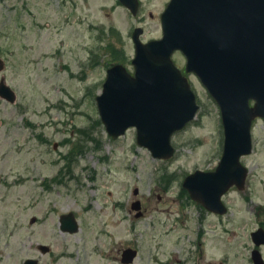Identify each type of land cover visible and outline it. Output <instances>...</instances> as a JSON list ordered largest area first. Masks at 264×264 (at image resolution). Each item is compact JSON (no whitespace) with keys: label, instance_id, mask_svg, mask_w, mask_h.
<instances>
[{"label":"rangeland","instance_id":"1","mask_svg":"<svg viewBox=\"0 0 264 264\" xmlns=\"http://www.w3.org/2000/svg\"><path fill=\"white\" fill-rule=\"evenodd\" d=\"M141 1L136 18L117 0H0V80L16 94L0 97V264H121L125 247L137 249L130 264H250V232L264 226V120L243 157L246 186L224 197L220 219L181 187L221 152L218 106L196 77L199 111L172 136L169 159L139 146L135 128L112 139L99 120L106 68L133 70V27L143 41L160 33L166 0ZM67 212L74 233L59 228Z\"/></svg>","mask_w":264,"mask_h":264},{"label":"water","instance_id":"2","mask_svg":"<svg viewBox=\"0 0 264 264\" xmlns=\"http://www.w3.org/2000/svg\"><path fill=\"white\" fill-rule=\"evenodd\" d=\"M119 1L136 13L137 0ZM161 26L162 37L145 43L139 38L140 28L133 31V74L122 64L107 68L102 91L95 96L100 120L112 138L134 126L139 145L154 157H170L171 135L198 109L187 78L171 59L172 52L180 50L186 71L199 77L218 104L224 135L215 170H195L184 177L182 186L192 199L223 213L221 195L232 184L244 183L246 168L239 158L251 151V122L264 117V0H170L161 14ZM3 67L0 58V70ZM0 96L10 102L15 99L2 79ZM131 207L138 209L139 202ZM60 229H78L72 212L60 216ZM251 234L256 245L264 243L263 229ZM38 248L48 251L45 245ZM135 256V249L126 248L121 261L130 263ZM252 258L263 264L257 250ZM23 264L38 260L27 258Z\"/></svg>","mask_w":264,"mask_h":264},{"label":"flooded vegetation","instance_id":"3","mask_svg":"<svg viewBox=\"0 0 264 264\" xmlns=\"http://www.w3.org/2000/svg\"><path fill=\"white\" fill-rule=\"evenodd\" d=\"M166 3H167V1H164V2H163L164 5H166ZM140 4H141V3H140ZM159 15H160V14H159ZM159 15H157V18H159ZM150 16H152L151 13H150ZM179 67H180L181 69H183V67H182L181 65H180ZM188 76H192V75L189 74ZM221 143H222V142H221ZM221 146H222V145H221ZM220 155H221V152H220ZM235 189H236V188L233 186L231 190H235ZM236 190H237V189H236ZM243 190H244V189H243ZM239 191H241V190H239ZM205 213H206V214H210V215H212V216H215L216 218H219V219L223 216V214H213V213L208 212V211H206V210H205ZM260 226H261V227H264L263 224H258V225H257V228L260 227ZM259 248H260V249H261V248H264V245L260 246ZM249 261H250V264H253L252 260H249Z\"/></svg>","mask_w":264,"mask_h":264},{"label":"trees","instance_id":"4","mask_svg":"<svg viewBox=\"0 0 264 264\" xmlns=\"http://www.w3.org/2000/svg\"><path fill=\"white\" fill-rule=\"evenodd\" d=\"M98 121V120H97ZM100 123V122H99ZM99 123H97V124H99Z\"/></svg>","mask_w":264,"mask_h":264}]
</instances>
